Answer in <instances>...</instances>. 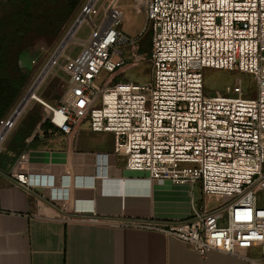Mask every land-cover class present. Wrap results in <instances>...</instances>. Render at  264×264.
<instances>
[{"label": "built area", "instance_id": "1", "mask_svg": "<svg viewBox=\"0 0 264 264\" xmlns=\"http://www.w3.org/2000/svg\"><path fill=\"white\" fill-rule=\"evenodd\" d=\"M94 5L83 11L89 18ZM137 9L145 15L141 34L151 31V79L97 84L101 72L128 63L121 49L136 41L118 29L124 15L112 1L65 68L63 101H40L51 134L70 135L87 121L93 132L113 135V153L128 170L190 187L188 217L123 225L161 232L202 255L264 264V0H137ZM206 69L252 75L256 97L208 94ZM16 180L30 184L27 176ZM254 248L259 256L248 254Z\"/></svg>", "mask_w": 264, "mask_h": 264}, {"label": "crops", "instance_id": "2", "mask_svg": "<svg viewBox=\"0 0 264 264\" xmlns=\"http://www.w3.org/2000/svg\"><path fill=\"white\" fill-rule=\"evenodd\" d=\"M41 129L7 134L16 151L13 161L0 160V264H247L123 225L188 217L190 187L128 170L112 154L111 133L82 129L63 136ZM18 175L30 184L18 183Z\"/></svg>", "mask_w": 264, "mask_h": 264}, {"label": "rangeland", "instance_id": "3", "mask_svg": "<svg viewBox=\"0 0 264 264\" xmlns=\"http://www.w3.org/2000/svg\"><path fill=\"white\" fill-rule=\"evenodd\" d=\"M90 1L0 0V55H2L0 72L9 77L13 87L22 84L14 104L5 116L0 118V131L53 57L77 18L84 14L83 11ZM112 1L95 0L97 14L89 20L85 19L73 36L70 39L67 38L68 42L60 48L57 64L50 67L34 92L46 104L58 105L63 101L68 91V74L65 68L80 54L83 45L92 35L91 26L104 24ZM116 5L124 14L118 29L136 38V41L121 49L128 63L113 73L101 72L96 82L99 85L104 82V86H111L122 81L147 82L152 76L151 62L148 59L151 50V31L146 29L141 34L145 25V15L139 13L137 0H117ZM204 87L210 95L247 98H255L257 95L253 76L238 71L206 69ZM47 123H50L49 110L34 96L28 101L7 134L20 130L32 132L38 127L42 128L44 133L51 134L54 127L51 124L46 126ZM82 129L91 130L87 121L73 133H78ZM7 134L0 141V160L3 162L13 161L11 158H14L16 151L13 138ZM6 150L12 153H6ZM1 156L4 159H1ZM199 194V189H195L196 207L201 205L202 197Z\"/></svg>", "mask_w": 264, "mask_h": 264}, {"label": "water", "instance_id": "4", "mask_svg": "<svg viewBox=\"0 0 264 264\" xmlns=\"http://www.w3.org/2000/svg\"><path fill=\"white\" fill-rule=\"evenodd\" d=\"M89 5H90V3L86 6V8H88ZM82 16H83V14L80 15L77 18L76 22L74 23L73 27L68 32L67 36L70 33H73L74 34V32L76 31V29L79 27L80 23L82 22V19H83ZM67 36L63 39V41L61 42V44L57 48V51L54 53V55H53L52 58L56 57L58 55V51L60 50V48H62V46H64L68 42ZM50 67H51V65H50V61H49L47 63V65L44 67V69L40 72V74L37 77V79L34 81L33 85L31 86V88L27 92V95H25V97L21 100V102L19 103V105L13 111L12 115L6 121L5 126H4V129H3V132L0 133V139H3L5 137V135L7 134L8 130L10 129V127L14 124V122L16 121V119L18 118V116L20 115V113L25 108V106L28 103V101L33 97V92L36 91V89L38 88V85L40 84V82L42 81V79L45 77V75L47 74V72L50 69Z\"/></svg>", "mask_w": 264, "mask_h": 264}, {"label": "trees", "instance_id": "5", "mask_svg": "<svg viewBox=\"0 0 264 264\" xmlns=\"http://www.w3.org/2000/svg\"><path fill=\"white\" fill-rule=\"evenodd\" d=\"M21 88V83L13 87L9 77L6 74L2 75L0 72V118H3L12 107ZM49 124L47 123L46 126ZM27 133H30V131H27Z\"/></svg>", "mask_w": 264, "mask_h": 264}, {"label": "bare ground", "instance_id": "6", "mask_svg": "<svg viewBox=\"0 0 264 264\" xmlns=\"http://www.w3.org/2000/svg\"><path fill=\"white\" fill-rule=\"evenodd\" d=\"M95 0H91L90 1V5L89 6H93V4H95V2H94ZM117 0H113V2H116ZM124 15V14H123ZM82 22L85 20V19H87V20H89L90 18L88 17V15H86V14H83V16H82ZM81 22V23H82ZM80 23V24H81ZM90 23V22H89ZM92 27V29L94 30V28H96V27H94V25H92L91 26ZM73 36V33H70L68 36H67V38H71ZM59 52V51H58ZM27 95V94H26ZM35 96V98L37 99V100H39V101H41V102H44L40 97H38L36 94H34V92H33V97ZM32 97V98H33ZM3 129H4V127H2V129H1V131H0V133H2L3 132ZM2 139H0V141H1ZM141 213V212H140ZM143 213V212H142ZM135 214V213H134Z\"/></svg>", "mask_w": 264, "mask_h": 264}]
</instances>
